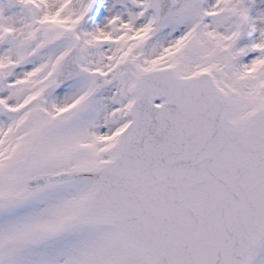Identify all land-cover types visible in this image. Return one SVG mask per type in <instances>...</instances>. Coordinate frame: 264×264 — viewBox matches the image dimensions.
Returning a JSON list of instances; mask_svg holds the SVG:
<instances>
[{
	"label": "snow or ice",
	"instance_id": "snow-or-ice-1",
	"mask_svg": "<svg viewBox=\"0 0 264 264\" xmlns=\"http://www.w3.org/2000/svg\"><path fill=\"white\" fill-rule=\"evenodd\" d=\"M0 264H264V0H0Z\"/></svg>",
	"mask_w": 264,
	"mask_h": 264
}]
</instances>
